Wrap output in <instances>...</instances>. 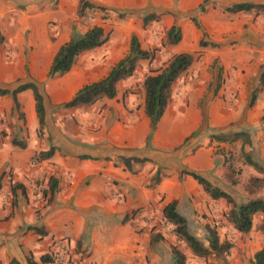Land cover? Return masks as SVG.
I'll return each mask as SVG.
<instances>
[{
	"label": "crops",
	"instance_id": "crops-1",
	"mask_svg": "<svg viewBox=\"0 0 264 264\" xmlns=\"http://www.w3.org/2000/svg\"><path fill=\"white\" fill-rule=\"evenodd\" d=\"M88 1L126 10H160L162 5L159 0ZM239 2L264 4V0ZM79 5L80 0H0V89L13 91L20 84L36 81L43 84L46 95L42 134L31 90L18 95L19 110L11 96L0 95V264H13L14 259L20 264H29V259L41 264L51 247L57 250L68 244L75 264H163L160 246L151 244V232L142 233L138 227L158 224L164 207L173 201L178 202L190 227L191 219H198L195 212L208 211L209 197L203 186L190 176L181 179L180 172H197L220 187L216 178L225 168L216 164L222 157L218 149L234 150L238 142H218L211 138L212 131L225 133L237 127L234 123L246 114L243 91L251 92L259 84L263 70L253 64V72L250 68L242 75L247 66L238 65L235 74L239 78L230 87L219 81L214 61L196 64L189 70V86L184 91L188 101L172 100L154 133L144 107H134L132 97L122 99L120 88L105 108L63 109L80 90L108 76L129 54L114 63L93 61L91 53L86 54L73 71L47 80L59 49L74 32H80L75 24ZM210 20L204 18L207 23ZM207 31L211 42L222 45L244 42L248 34ZM227 65L220 64L226 72ZM74 117L78 124L72 128ZM51 147L57 148L55 155L41 159L40 153ZM123 157L153 163L133 164L132 173L121 162ZM159 166L167 168L166 175L155 188H148ZM51 178L58 180L54 195ZM16 184L25 192L18 187L13 193ZM134 211L139 213L134 216ZM245 238L247 246L257 248L253 255L264 247L263 236L257 237V244L254 235ZM190 264L222 262L215 257H190Z\"/></svg>",
	"mask_w": 264,
	"mask_h": 264
},
{
	"label": "rangeland",
	"instance_id": "rangeland-1",
	"mask_svg": "<svg viewBox=\"0 0 264 264\" xmlns=\"http://www.w3.org/2000/svg\"><path fill=\"white\" fill-rule=\"evenodd\" d=\"M159 1L162 4L160 10H150L149 7L137 10L112 9L108 7L109 11L105 13L97 10H87L83 16H79L78 13V18L75 22L78 31L86 32L93 26L100 25L105 28L109 37V41L103 47L86 53H91L93 61L114 63L117 59L130 52L131 40L134 36L139 38L143 49L156 52L154 60L140 61L136 75L119 85L120 90L123 91L122 99L123 97L124 99L132 97L134 107L138 109L144 107L145 91L143 85L146 77L165 68L170 59L180 53L192 54L194 56L193 66L201 62L206 65L209 64L208 62L214 61L213 66L218 67L219 74L222 76L220 78L221 84L224 85L226 83L225 85L230 87H233L232 83L237 82L239 78L235 74L238 70V65L247 66V70L242 69V75L248 72L250 68L253 72V64H255L254 67L256 69L260 65V68L264 71V11L231 14L226 9L240 0H211L207 6V12L198 15L200 27H197L192 20V16L197 15L198 8L205 0ZM57 4L55 3L54 7ZM174 7L180 12L175 13ZM130 12H134V16L128 15L125 18H121V13ZM153 12L158 14L159 20L145 25L143 22L144 15ZM207 16L211 19L208 23L204 21ZM175 24L182 29V40L177 45H170L167 41V34ZM207 28L214 34H220L222 30L226 31V33H231V35L233 33L236 34L238 31L248 34L242 38L244 42L233 43L236 45L214 43L219 46L213 47L211 46L213 42H211V36ZM190 32L194 34L191 35ZM117 48H120L121 51L115 52ZM223 63L228 64L229 70L227 72L220 66ZM188 75L189 71L176 84L173 100L177 98L185 102L188 101L184 92L189 86ZM213 83L211 82V85ZM221 84L220 87H222ZM259 87V84H257L254 89L252 88L251 92L247 89L243 91L244 98L241 99V102L244 105V113L246 112V114L244 118L243 116L241 117L243 119L239 123H234L238 129L234 127L232 131L225 132L226 134L246 132L252 142L251 145L244 146L243 140H239L236 141L238 146L234 150L227 152L226 148H222L218 149L219 153L217 154L222 156L219 160L217 159V166H223L225 169L218 171L220 175L217 178L215 177L217 179L215 181L220 184V188L232 195L239 204L251 199H264V87ZM254 92H256L257 100L253 106H250ZM106 101L95 105L105 108ZM127 104L128 102L125 101V105ZM234 105L235 103L232 102L231 106ZM63 109L67 108L63 107ZM75 124L77 125L78 121L74 117L70 125L74 128L73 125ZM219 132L215 129L212 131V133ZM248 155L253 159V162L260 164L262 171L249 163ZM209 198L206 201L208 211L198 210L199 212H195V216L198 219H191V230L201 240L206 242L208 235L207 225L211 224L217 227L221 239L223 241H231L234 244V248L228 258V264H250L256 254L253 255L252 253L257 248L246 245L245 235H254L253 241L255 244L258 242L257 237H264V232L260 229L264 221V215H259L255 218V226L252 232L240 234L228 220L227 215L231 210V206L227 201H209ZM138 213L139 211L133 212L134 216ZM162 219V221L158 220V224H153L154 226L138 227V230L142 229V233L145 230L150 231L151 240L154 235H163L165 237L158 242L151 243L153 248L154 245H158L155 247L160 246L163 264H172L173 247H177L186 254L188 264H190V257L200 258L194 256L187 244L177 238L175 226L164 217ZM160 242H164L166 245L161 246ZM72 252L71 246L68 244L60 246L57 250H53L51 247L46 255L50 254L53 257L52 264H75ZM209 258H213V256ZM218 260L224 264L222 259ZM147 264H150V261H147Z\"/></svg>",
	"mask_w": 264,
	"mask_h": 264
},
{
	"label": "trees",
	"instance_id": "trees-1",
	"mask_svg": "<svg viewBox=\"0 0 264 264\" xmlns=\"http://www.w3.org/2000/svg\"><path fill=\"white\" fill-rule=\"evenodd\" d=\"M211 0H205L197 10V15L192 16L193 22L200 27L198 15L206 13L208 10V4ZM87 10H97L103 13L108 12L109 9L101 5H96L88 0H80L79 16H83ZM112 11V10H110ZM231 14L239 13H251L255 11H264V5L255 4L252 2H237L226 9ZM134 12L121 13V18H125L128 15L134 16ZM159 16L157 13L145 14L143 22L145 25L150 24L153 21H158ZM182 40V29L177 24L173 25L168 31L167 41L170 45H177ZM109 41V37L103 26L95 25L85 33L74 32L70 41L64 44L56 54L50 71L47 75V80H53L62 77L70 73L78 59L91 51H95L103 47ZM211 46L217 47L219 45L212 44ZM156 52L147 51L142 48L140 40L137 36H134L131 40V47L129 54L120 60L110 71L109 75L102 80L93 84L85 86L80 90L75 97L64 104L63 107L67 109L80 108L83 106H93L99 102L105 100H113L118 96L119 85L133 78L137 73V67L142 60H154ZM194 64V56L190 53H180L173 56L165 68L156 71L155 74H151L146 77L144 81L145 102L144 109L151 121V133L157 130V127L163 119L165 112L174 98V88L179 80L191 69ZM221 78V76H220ZM220 81V79H219ZM259 88L264 87V71L259 79ZM31 90L36 100V110L39 119L40 130L39 133H44L46 129V107L45 99L46 95L43 90V84L36 81L20 84L13 91L8 89H0L1 96H11L15 102L16 109H20V103L18 101V95L24 91ZM257 100L256 92L252 96L250 106H253ZM212 139L218 142H236L243 140L244 146H250L251 140L246 132L240 133H212ZM20 143L15 141V145L19 146ZM22 148H25L21 145ZM57 151L56 147H51L48 151L41 152V159L52 158ZM80 159H92L89 156H81ZM249 163L258 170L262 171L260 164L253 162V159L248 155ZM121 162L125 165L126 169L134 173L133 164L144 166L149 163H153L150 159L140 158H121ZM167 168L159 166L153 176L150 178L147 184L148 188H155L161 183L163 177L166 175L164 171ZM190 176L195 179L204 191L213 201L225 200L231 206V210L228 213V220L233 225L234 229L240 234H248L253 231L255 226V218L259 215H264V199L257 198L251 199L242 203H237L236 200L228 192L222 188L213 184L207 178L201 176L197 172L183 169L180 172L181 179ZM2 177L0 178V191L3 188ZM50 192L52 195L57 190L58 180L51 178L49 182ZM22 187L16 184L12 187L13 193L16 188ZM24 187H22L23 189ZM24 190V189H23ZM25 192V190H24ZM52 197H50V200ZM164 218L175 226V234L177 238L185 242L192 254L200 258L215 257L222 259L224 264H228V258L234 244L231 241H223L220 237L217 227L208 224L207 225V238L206 242L201 240L192 230L189 225L188 219L181 214L178 209V202L173 201L167 204L163 209ZM130 216L127 217V220ZM126 222V221H124ZM264 232V221L260 227ZM163 235H154L151 243L158 242L164 239ZM173 262L174 264H188V258L185 253L179 250L177 247L172 248ZM53 257L48 254L44 255L41 259V264H52ZM13 264H20L17 260L12 261ZM29 264H40L29 259ZM250 264H264V247L256 252Z\"/></svg>",
	"mask_w": 264,
	"mask_h": 264
}]
</instances>
